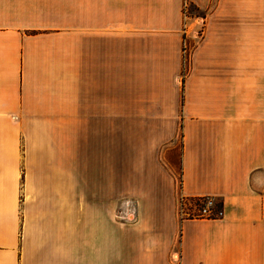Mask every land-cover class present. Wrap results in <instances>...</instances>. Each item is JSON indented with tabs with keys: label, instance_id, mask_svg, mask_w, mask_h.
<instances>
[{
	"label": "crops",
	"instance_id": "obj_1",
	"mask_svg": "<svg viewBox=\"0 0 264 264\" xmlns=\"http://www.w3.org/2000/svg\"><path fill=\"white\" fill-rule=\"evenodd\" d=\"M184 1L0 0V264H264V0H188L183 83Z\"/></svg>",
	"mask_w": 264,
	"mask_h": 264
},
{
	"label": "built area",
	"instance_id": "obj_2",
	"mask_svg": "<svg viewBox=\"0 0 264 264\" xmlns=\"http://www.w3.org/2000/svg\"><path fill=\"white\" fill-rule=\"evenodd\" d=\"M189 1L185 0L183 4V42H182V62H183V76L185 77L191 69V60H192V52L194 45L189 41V25L191 23L192 14L189 13L188 10ZM192 16V17H191ZM201 36V33H198ZM181 187V185H180ZM182 200L186 198H190L193 200L195 204L194 212L191 213V216H183L179 215V211L177 210L178 217L181 221L184 219H194V218H218L224 214L222 201H219L215 196H185L180 191ZM184 203V202H183ZM127 203L126 207L128 208V212L131 210V206ZM177 207V205H176ZM126 209L122 208L118 213V216L127 219L128 215L126 213ZM190 215V214H189Z\"/></svg>",
	"mask_w": 264,
	"mask_h": 264
},
{
	"label": "rangeland",
	"instance_id": "obj_3",
	"mask_svg": "<svg viewBox=\"0 0 264 264\" xmlns=\"http://www.w3.org/2000/svg\"><path fill=\"white\" fill-rule=\"evenodd\" d=\"M188 10H189V13L192 14V16H194L195 14H199L198 9L190 3L188 5ZM182 74H183V72H182ZM182 77H184V76H182ZM123 177H125L124 174H123ZM177 180H178L177 193H176L177 210L179 211L180 216L182 215V212H183V216H186V217L191 216V213L194 212L195 204H194L193 200H191L190 198H186L185 200H182L181 194H180V185H181L180 176H178ZM128 205L131 206V208L134 206V204L132 202H130Z\"/></svg>",
	"mask_w": 264,
	"mask_h": 264
},
{
	"label": "trees",
	"instance_id": "obj_4",
	"mask_svg": "<svg viewBox=\"0 0 264 264\" xmlns=\"http://www.w3.org/2000/svg\"><path fill=\"white\" fill-rule=\"evenodd\" d=\"M184 80H185V78H184V77H182V81H183V83H184Z\"/></svg>",
	"mask_w": 264,
	"mask_h": 264
}]
</instances>
